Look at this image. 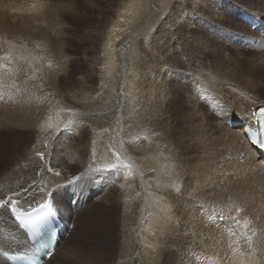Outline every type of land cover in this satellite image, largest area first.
Masks as SVG:
<instances>
[{"label":"rangeland","instance_id":"rangeland-1","mask_svg":"<svg viewBox=\"0 0 264 264\" xmlns=\"http://www.w3.org/2000/svg\"><path fill=\"white\" fill-rule=\"evenodd\" d=\"M146 1L147 2L145 3L143 1V3L146 7H148L149 5L150 11L152 9L156 11V6L157 8L159 7V14L157 13V11L155 12V14L157 13L156 17H158L157 21L159 22L151 25L147 30L146 35L143 36L144 38L142 37L136 41L134 49L137 45L138 46L136 47V49L142 47L143 52H140L142 53V57L144 59L143 63H145L147 69L153 67V73L157 76L159 75V81L163 82V88H161V91L162 94H165L166 96L163 95L158 103L156 101V103L154 104L155 101H153V107L156 108V110L152 109L155 113L154 115L156 116V120L154 119V124L156 126L149 125L141 130L146 131L143 136L150 135V133L152 132L151 136L158 137V139L156 140L157 143L171 150V156L169 160L170 163L173 164V167L170 171L165 168L162 171V174L170 183H176L175 186L179 192L177 194L174 191L173 192L175 196H179L177 198V203L182 202L183 185L180 180L184 177V175H194L192 177L195 178L196 174L198 176L200 175V167H203V169H205V171L203 172V177L205 179L210 177L212 178L213 176L215 177L214 182L216 184V187L211 186L209 187L210 189L202 188L204 189L202 190V193L206 197L211 193L209 197H207L208 199H198L197 201H195L198 202L199 200H204V204L208 205V207H205L203 209L204 212H201L202 215H200L199 217L200 219L204 216L208 221V216H212L211 210L213 211V209L209 207V204L205 203V201H209V199H212V197L214 196V189L217 190L218 188V190H222V188L227 187L228 184L225 183H228V176L230 177V174H232L231 172H227L233 170L231 168L233 166H229L225 160L226 158H223L225 157V155H223L224 153H222V150H219L221 147V142L224 140L223 135H221L223 134V132H221L222 129H220L223 123L221 124L220 121H218V117H216L220 115V117L223 118L229 114L228 112H226V107L224 104L218 106L214 102H212L215 98L208 92L207 94L206 92L200 91L199 89L196 91L193 87L194 85L192 84L194 82L193 79L195 75H197V73L200 71H204L206 75L208 73L209 75L214 74L220 76L225 75L223 71L229 69L232 72L226 75L228 79L233 80L234 82L236 81L235 83L246 89L248 94L255 95L254 97H258V99L263 101L264 69H262L261 67L258 68V66H260L259 63L262 62L261 59L264 60V53H261V51H259L257 47L259 43L257 41H254L255 46L257 47L255 51L241 49L237 46H234L232 44V41L227 39L223 33L220 35V32L214 29L217 28L219 30H227L235 33L241 32L250 34L248 28L239 23L237 17L233 15L232 12H229L225 9V7L220 6V3L224 2V0H155L156 2H158L154 8L152 6L151 0ZM231 1L237 3L242 7H247L248 11L258 12L260 15L264 16V0ZM12 2L16 4L23 2V4L27 6V15L31 19L30 20L29 18H27V21L29 23L28 28L38 31L37 33L41 34L45 38H43V44L48 48L55 47L54 49L59 54V68H55V65H52L48 62L47 65L49 67L43 66V73L37 71L38 73L40 72V74L42 73L41 75H44H35L36 77H38L37 80L41 87L40 96L37 102H31L32 106L30 105V110H33L34 106H40L39 108L41 110V113L43 115H46H42L43 119L47 120H44L46 123L52 121V119H54L55 117L57 118L60 112H65V114L68 113V120H62L61 122L62 124H64L65 122L69 121L70 118H73L76 110H83L79 107L84 108L83 111L91 109L100 110L102 104L108 103L109 98L107 100L106 96H109L111 94L112 89L115 87V81L117 80V71L115 70V67L117 64H119L120 61V59H118V56L121 54V47L124 45V43H126V39L129 38L128 36H131L133 34L132 31L135 29V27L139 28V26H141L140 29H143L144 27H142V25L147 21L145 18H143L142 23L141 20L137 21L135 19L138 16L136 14L133 15V12L129 10L131 4L130 0H12ZM160 7L162 8L160 9ZM140 11H142V5L141 8H139L138 6V12ZM146 14H149V12ZM151 15L152 13H150V16ZM136 24L138 25V27L136 26ZM42 30H44L45 32H43ZM260 36L261 35H259V37ZM232 38L236 40L237 35H232ZM250 42L245 43L248 44ZM254 52L257 54H253ZM45 62L46 61L43 62V65L45 64ZM45 67L48 71H46ZM204 73L203 76L205 77ZM109 75L112 76L109 77ZM249 79L258 85V87H256L254 90L250 88L249 85H246V81H250ZM102 88H104L106 91H103ZM83 89L89 91H85L89 95L92 94L91 97L93 102H89V100H85L82 98L84 92L81 91ZM12 92V94L9 93L7 98H4L3 96L4 104L2 103V105H0V108L3 106H8V108L13 109L10 104L14 103L17 99H23V87H19L18 89H15V91L12 90ZM42 92L45 95H43ZM104 92H107L109 95L105 93V96L103 94ZM78 94L79 96H77ZM167 94L169 96H167ZM101 95L104 97H100ZM69 96L74 97L75 99H71ZM210 96H212V100ZM78 97L81 99L79 100ZM164 97L165 100H163ZM103 99L105 101H103ZM23 100L27 101V97H24ZM68 100H70V102H68ZM15 104H17V102ZM99 104L101 105L100 107ZM261 104H264V101ZM13 107L15 108V105ZM189 108H191L193 112L191 111V109L189 110ZM161 109H163L164 111ZM76 117L77 116H74L73 118L76 123L73 121L70 126L64 128L62 133L51 144L52 152L50 151L51 154H49L47 158L48 164L46 165V168H51L52 171L48 172L47 177L41 178L42 184H48L50 187V192L48 193V195H53L54 193H60L58 192V190H56L57 188L65 185L66 183L68 184L70 182H73L71 189L74 191L73 195L77 197L76 204L78 206L84 199L87 198L89 192L92 191V201L89 203V205L85 206L84 209L78 210V216L75 220V229H73L70 237L68 239H65L68 241V245L77 254V264H120V262H126L125 264H133L128 259L123 258V260L121 261L119 259V249L121 248L122 244L121 228L123 224H121L120 221V212L118 211V207L120 205L121 195L123 194L122 187L123 181H125L123 180L124 169L117 161L112 160L111 162H107L106 158L104 157L100 161H98L96 154L94 153L98 154L99 150L97 149L98 146L94 145L93 138L96 140V137L99 136L100 131H95L94 124H92L89 120L87 121L83 119L82 121V119L78 120V118ZM159 117H161V119ZM192 118L194 120H192ZM200 118H202V120ZM190 120L192 123L190 122ZM197 120L198 122H196ZM193 121L194 123H196L194 124ZM167 123L169 124L167 125ZM208 123L210 125H208ZM74 124L78 125H75L74 127ZM205 125L207 126V128L205 127ZM141 126L142 125L138 123V126L136 127L140 129L142 128ZM223 126L226 125L224 124ZM156 128H161L164 131H162L161 133L159 132L160 129L157 130ZM207 131H210L209 134H206L208 133ZM135 133L137 136V139H134L137 143L135 145V151L138 152L139 150V153L135 152L134 156L139 157V155L144 152L143 149L146 145V141L145 138H141V135L137 134L138 132ZM202 133L206 135L204 136L203 134L202 136ZM41 137H44L43 134H39V132L35 128L0 127V177L11 174L12 170H16L15 165L17 163H21L23 160L27 161V159H25L26 157H29L30 154H34L35 150H38L39 148L42 149V145L40 143ZM160 137L161 140L159 139ZM205 137L206 141H209L210 143L205 141ZM220 138H222V140ZM90 139L92 140L90 141ZM156 141L153 142L151 148L152 151L160 150L158 149V145L155 143ZM187 141L189 145H187ZM191 141L192 143L194 142L193 149L191 147ZM199 141L202 142V145ZM179 143H181V145ZM178 145L179 149H181L182 151L177 149L176 146ZM75 147L76 149L73 150L72 148ZM186 147H188V150L186 149ZM132 148H134V146H132ZM185 150H187V152ZM113 151L115 150L109 149V152H111L112 156ZM206 153H208V155ZM41 155H43V157L47 156L46 154H39L38 157H41ZM190 157L191 159H189ZM183 158H186V161ZM44 159H42V162H46V160ZM218 159L219 161H221L219 162ZM175 160H178L180 162L178 163V161L176 162ZM189 161H191L192 163H190ZM187 163L190 164L188 165ZM214 163H216L217 165ZM220 163L223 164L221 165ZM111 164L117 165V167L113 171L101 170L103 166ZM193 169H195L194 172L196 174L192 173ZM209 169L211 170L210 172L213 173V176L211 175V173V176L205 175V173ZM212 169L217 171H214ZM222 170H225L226 172ZM186 171L189 173H187ZM56 173H59V175H57ZM167 173L170 174L168 175ZM215 174L220 175L218 177ZM175 175L177 176L175 177ZM171 177L173 178L170 179ZM175 179L176 182H174ZM218 179L222 183H219ZM221 179H223L224 181H222ZM112 180L114 181L112 182ZM85 184H90L93 189L91 190V188L89 187L84 189ZM107 184L111 185L109 189H105V187H107ZM172 184H170L169 191V194L171 195V188L173 187ZM157 188V190H163V185H160V187ZM197 188L200 189L201 186L197 187V185H193V187H189V190L191 189L189 191V194H193L194 190ZM53 190L55 191L53 192ZM208 190L211 192H208ZM159 192L162 194H159L160 196H162V198L170 200V196L166 195L165 191ZM26 193L27 190L23 193L24 199L30 197V194L25 195ZM212 194L213 196H211ZM56 195L58 197L61 196V194ZM186 195L183 198L185 201L189 196ZM228 198L229 202L226 201L228 200L226 199L223 203H225V208L232 209V197ZM72 201L73 198L68 201L65 200V198H63V200L57 199V204L60 207L61 211H63V214H65V217H67V214L71 211V209L73 210V207L71 206ZM35 202L38 203L39 201L37 200ZM32 203H34V201L30 202V205ZM227 203L229 205H226ZM231 203L232 205H230ZM222 208L225 211L228 210L225 209L224 206ZM204 221L202 220L201 222L203 223ZM223 225L227 228V231H229V225L227 223ZM5 243L6 242L3 240V246ZM2 247H0V249ZM127 250H125L124 255H127L129 252H131V250L129 252ZM169 255L167 253V257H164L165 259L163 258L159 264H180V260L175 263V258L170 253ZM185 258L186 257H180V259H182L184 262L186 260L187 263L191 262L190 259Z\"/></svg>","mask_w":264,"mask_h":264},{"label":"bare ground","instance_id":"bare-ground-1","mask_svg":"<svg viewBox=\"0 0 264 264\" xmlns=\"http://www.w3.org/2000/svg\"><path fill=\"white\" fill-rule=\"evenodd\" d=\"M13 1H17V0H13ZM143 1L144 3L147 2L146 0ZM143 1L130 0L131 4L129 10L133 12V15L136 14L138 16L135 19L137 21L141 20L142 23H143L142 21L143 18H145L147 21L146 23L143 24L144 26L142 25V27H144L143 29L142 28L140 29L141 26H139V28L135 27V29L132 31L133 34L131 36H128L129 38L126 39V43H124V45L122 44L123 46L121 47V52H120L121 54L118 56V59H120V61L119 64H117L115 67V70L117 71L116 74L117 80L115 81V87L112 89L110 95L107 92L103 93L104 95L105 93L109 95V96L105 95L107 100L109 98L108 103L102 104V107H100L101 105L99 104V107L101 108L100 110L97 109L95 110L94 107L93 108L94 110L90 108L91 110L83 111L84 108L79 107L83 110L82 111L76 110L75 111L76 113L73 115V118L74 116H77L76 118H78V120L79 119H82V121L83 119L87 121L89 120L92 124H94V128H95L94 130L97 132L100 131V134L98 137H96V140L93 138L94 145L95 146L97 145L98 146L97 149L99 150L98 154L94 153L96 154L98 161H100L104 157L106 158L107 162H111L112 160L117 161L124 169L123 180L125 181H123V187H122L123 194L121 195L120 198L119 207L117 205L118 211L120 212V221L121 224H123L121 228L122 244H121V248L119 249L120 250L119 259L120 261L123 260V258L128 259L133 264H159L164 257H167L166 254L168 253L169 255L170 253L175 258V263L180 260L181 261L180 264H233L237 257H245L248 264H264V160L261 154L260 156H257L255 154L257 151L255 150V148H253L252 145H250V143L246 139L245 130H244V128H246L247 125L250 124L249 118L252 113V110L254 108H260L261 103H263L264 100L262 101L258 99V97H254L255 95L248 94L246 89L242 88L241 86L235 83L236 81L234 82L233 80L228 79L226 75L232 72L229 69L228 70L224 69L225 71H223V73L225 75H220V76L214 74L209 75L208 73L206 75L204 71H200L197 73V75H195L193 79L194 82L192 83L194 85V86L192 85L194 89L196 91L199 89L200 91H204L206 93L208 92L210 95H212L215 98V99L213 98L214 100L212 102H214L218 106L224 104L226 107V112H228L229 114L223 118H221L220 115L216 117H218V121H220L221 124L223 123L220 129H222L221 132H223V134L221 135H223L224 140L222 141L223 144L221 142V147L219 146L220 147L219 150H222V153H224L223 155H225V157L223 158H226L225 160L228 163V165L233 166L231 167L233 170L227 172V173L229 172L232 173L230 174V177L228 176V180H227L228 183H225L228 184L227 187L222 188V190L221 189L218 190V188L216 190L213 187L214 196L212 194L211 195L213 196L212 199H209V201L206 200L208 202L205 201V203H208L209 207L213 209V211L211 210L212 216H208V221L204 216H203L204 218L202 217L200 218L201 219L200 220L199 217L200 215H202L201 212H204L203 209L205 207H208V205L204 204L203 202L204 200L203 201L199 200L198 202L195 201H197L198 199H205L209 197V195L211 194V193L210 194L208 193L209 195L206 194L207 195L206 197L202 193V190L207 189L211 186L216 187V184L214 182L215 177L212 175L213 173L210 172L211 170L209 169L205 173V175L208 176L212 175L213 177L212 178L210 177L211 179L210 178L205 179L203 177V172L205 171V169H203V167H200L199 176L194 172L195 169H193L192 173H195L197 177L195 175V178H193L192 176L194 175L190 176L189 174H186L182 179L180 178L181 179L180 181L182 182L183 185L182 188L183 197H182V202L181 203L179 202L180 204L177 203L178 202L177 198L179 196L174 195V192L176 194L179 192L175 186L176 183L173 184L170 183L168 180L165 179V177L162 174V171L165 168L168 171H170L171 168L173 167L172 166L173 164L170 163L169 160L171 156V150L157 143L156 140L158 139V137L151 136L152 134L151 131H150L151 132L150 135L143 136V134H145L146 131L141 130L149 125H155L154 119L156 116L154 115L155 113L152 109L156 110V108L153 107V101H155L154 104L156 103V101L158 103L159 100H161L162 96L165 95L162 94L161 91V88H163L162 86L163 82L159 81V75L157 76L153 73L154 71L152 69L153 67L147 69V66L145 65V63H143L144 59L141 53L143 52L142 47L136 49V47L138 46L137 45L134 49V45L136 44V41L142 38L144 35H146V32L151 25L155 24L156 22H159L157 21L158 17H156L157 13L159 14L160 11V10L158 11L159 7L157 8L156 6L158 1L156 2L155 0H151L153 8L156 6L155 8L157 11L156 14H155L156 11L152 8H151L152 10L150 11V7L148 3H147L148 7H146ZM141 5H142V11L138 12V6L139 8H141ZM161 8L162 7H160V9ZM27 10L28 8L25 4H23V2L16 4L13 3L12 0H0V78L3 79L2 83H0V93L4 96V98L5 97L7 98L9 93L11 94L13 93L12 90L15 91V89H18L19 87H23L24 97H27V101L23 100L24 97L23 99L22 98L17 100L15 99L16 101L10 104V106H12L13 109L8 108V106L7 107L3 106L0 108V127L35 128L39 132V134H43L44 136L41 137V139L39 138L40 143L42 145V149L39 148L38 150H35L34 154H30L29 157H26L25 159H27V161L23 160L22 162L20 161L21 163H17L15 165L16 170L15 171L12 170L11 174L0 177V199H7L8 197H12L13 200H17L20 203L19 204L20 207L30 206V202L32 201L36 203L35 201L38 200L39 201L38 203H42L46 200L47 195L50 192L49 191L50 187L48 184L47 185L42 184L41 178L47 177L49 172L48 169L46 168V165L48 164L47 158L49 154H51L50 153L52 149L51 144L62 133L63 129L70 126L74 121L73 118L72 119L70 118L69 121L65 123L63 122L64 124H62L61 123L62 120L63 121L68 120L67 119L68 113L65 114V112L63 113L58 112L59 115L57 118L56 117L54 119L50 118L52 119V121L46 123L44 121L46 119H43L42 117L43 114L41 113V110L39 108L40 106L38 107L34 106V109L30 110L32 106L31 102L32 103L37 102L40 96L41 87L37 80L38 77H36L35 75L40 74V72L43 73L44 72V70H42L43 66H48L47 65L48 62L52 65H55V68L56 67L59 68L60 60L58 57L59 54L54 49L55 47L54 48L46 47L43 44L44 37L41 34L37 33L38 31L31 30L28 28L29 23L27 21L28 20L27 18H29V16L27 15ZM148 12L149 14H146ZM250 12H254V11H250ZM150 13H152L151 16ZM137 24L136 26L138 27ZM42 31L45 32L44 30ZM242 40L244 42L251 41L249 39H242ZM252 40L257 41L259 43L257 47L259 51H261V53L262 52L264 53V36L254 37ZM261 60L262 62L259 63L260 66H258V64L257 66L258 68L261 67L262 69H264V60L263 59ZM44 61H46L47 63L45 62V64L43 65ZM37 71L40 72L38 73ZM46 71L48 70L46 69ZM203 73L205 77L203 76ZM110 76L112 75H109V77ZM250 81H246L247 83L246 85H249V87L252 88L253 90L256 87H258L257 84ZM251 83H254L255 86L254 84ZM86 89L85 90L83 89L81 91L84 92V95L83 96L80 95V96H82V98L85 100H89L90 102L92 101V97H91L92 92L90 93L91 95H89L87 93L89 91H87ZM102 89L103 91L105 90L104 88ZM154 91H155V95H154ZM42 94L45 95L43 92ZM79 94L77 96H79ZM102 95L100 97L103 98L104 96ZM167 96L169 95L167 94ZM212 96H210L211 100H212ZM69 97L71 99L72 98L75 99L74 97L71 96ZM80 99L81 98H79V100ZM104 99L103 101H105ZM3 100L1 101L0 98V105H2V103L4 102ZM163 100H165V97L163 98ZM16 102L17 104H15ZM68 102H70V100H68ZM14 105L15 108L13 107ZM190 109L191 108H189V110ZM159 118L161 119V117ZM200 119L202 120V118ZM192 120L194 119L192 118ZM230 121L234 123L239 122L240 124L232 127L231 125H229ZM196 122H198V120ZM138 123L142 125L141 126L142 128L139 129L136 127L138 126ZM209 123L208 125L211 124ZM168 124L169 123H167V125ZM224 124L226 126H223ZM75 125L78 124H74V127ZM205 127L207 128L206 125ZM158 129H160L159 132L161 133L162 131H164L161 128ZM135 132H138L137 134L141 135V138L142 137L145 138L146 141V145L143 149L144 152H142V154H140L139 157L134 156L136 152L135 145L137 144L135 142L136 140H134L137 137ZM209 132L206 134H209ZM203 134L204 133H202V136ZM206 134H204V136ZM159 139L161 140V137ZM220 139L222 140V138ZM91 140L92 139H90V141ZM154 141H156L155 143L158 145V149L160 150L152 151L151 148ZM205 141H206V137H205ZM193 143L191 145L192 149L194 147ZM200 143L202 145V142ZM179 144L181 145V143ZM187 145H189L188 141H187ZM132 146H134V148H132ZM176 147L177 149H179V145ZM187 148L188 147H186V149ZM72 149L75 150L76 147ZM109 149H113L116 151V152L113 151L114 157L111 155V152H109ZM187 150L185 151L187 152ZM136 153H139V150ZM39 154L47 155L44 156L45 159L43 158L44 160H46V162H42L43 160L41 159V157H38ZM206 154L208 155V153ZM117 156H119V160H117ZM183 159H185L186 161V158ZM189 159H191V157ZM179 162L180 161H178V163ZM189 162L192 163L191 161ZM190 163L187 164L189 165ZM222 171L226 172L225 170ZM219 175L216 176L219 177ZM176 176L177 175H175V177ZM173 177H171L170 179H172ZM176 179L174 182H176ZM221 180L224 181L223 179ZM220 182L221 181L219 180V183ZM170 184L173 185V187L171 188L172 195L169 194ZM160 185H163L162 188L163 190H157L158 189L157 187H160ZM193 185H197V187L201 186V188L200 189L197 188L194 190L193 194H189V191L191 190V189L189 190V187H193ZM26 190L27 193L25 195L30 194V197L24 199L23 193ZM159 191H165L166 195L170 196L169 198L170 200L162 198V196L159 195L161 194ZM208 192L211 191L208 190ZM186 193L189 196L186 198L185 201L183 198L185 197ZM228 197H232L233 200L232 202L233 206L231 207L232 209L225 208L226 207L225 203H223L225 202L226 199H228L226 201L229 202ZM232 203L230 205H232ZM221 204L222 205L224 204L223 205L224 208L228 210L225 211L222 208L223 206ZM226 205L229 204L227 203ZM7 218L8 216L6 215V212L0 210V247L3 246L2 244L3 240L7 243L10 241L11 237H21L18 226L8 222ZM202 220L203 221L205 220L204 221L205 223L204 222L202 223L201 222ZM245 222H247V228L244 227ZM226 223L229 225V231H227V228L223 225ZM234 231L242 239L245 236H250L252 238V244L254 249L249 250V247L247 245L246 246L236 245L235 248H231L230 246H228L227 238L232 236V233H234ZM127 249H130L131 252H129L130 250ZM125 250L129 252L127 255H124ZM240 251H244L248 254L242 255ZM180 257H186L185 259H190L191 262L187 263L186 262L187 260L184 262L182 259H180ZM76 259H77V254L68 245V241L64 239L61 242V244L58 245L57 251L51 257L48 264H77L76 261L78 259L77 260ZM123 263L120 262V264ZM0 264H4V262L0 260Z\"/></svg>","mask_w":264,"mask_h":264},{"label":"snow or ice","instance_id":"snow-or-ice-1","mask_svg":"<svg viewBox=\"0 0 264 264\" xmlns=\"http://www.w3.org/2000/svg\"><path fill=\"white\" fill-rule=\"evenodd\" d=\"M253 115H257V113H253ZM259 115L261 116V121H260V130H264V110H261ZM252 143H256V141H251ZM259 147L264 149V138L261 139L259 143ZM43 155H41V159H43ZM117 160H119V156H117ZM117 167L116 164H111V165H106L103 166L101 169L102 171H113ZM48 171H52L51 168L48 169ZM59 175V173H56ZM6 206L9 207L11 213L16 217L17 220L21 219V213L19 209L17 208L16 202L12 199V197H8L7 199H0V209H4ZM51 205L48 202L41 203L39 205L38 209H33V212L38 213L40 209H50ZM30 216V214H29ZM29 223L32 222L31 218L28 220ZM239 223V221H238ZM244 227L247 228V222H245Z\"/></svg>","mask_w":264,"mask_h":264}]
</instances>
